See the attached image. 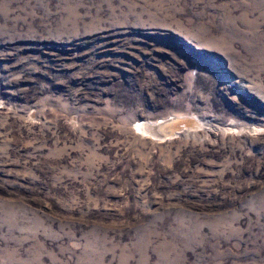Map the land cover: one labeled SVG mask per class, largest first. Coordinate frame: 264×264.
Listing matches in <instances>:
<instances>
[{
  "label": "rangeland",
  "instance_id": "obj_1",
  "mask_svg": "<svg viewBox=\"0 0 264 264\" xmlns=\"http://www.w3.org/2000/svg\"><path fill=\"white\" fill-rule=\"evenodd\" d=\"M0 264H264V0H0Z\"/></svg>",
  "mask_w": 264,
  "mask_h": 264
},
{
  "label": "bare ground",
  "instance_id": "obj_2",
  "mask_svg": "<svg viewBox=\"0 0 264 264\" xmlns=\"http://www.w3.org/2000/svg\"><path fill=\"white\" fill-rule=\"evenodd\" d=\"M174 119V118H172ZM166 122V121H165ZM150 123V122H149ZM160 124L157 123L156 126H153V125H150V124H146V123H141L139 122L137 125H136V128L138 131H140L141 133L143 134H150L153 135V136H157V134H155L156 132L153 130L154 127H162L163 129L161 130L162 134L160 135L161 137L164 136V137H169V138H173L175 135L178 136V135H181L180 130H182V127H179L177 126L174 130H171L170 128V123L168 124H161L162 122H159ZM153 124V123H152ZM151 128V130H150ZM169 128V129H168ZM150 132V133H149ZM171 135H174V136H171Z\"/></svg>",
  "mask_w": 264,
  "mask_h": 264
},
{
  "label": "water",
  "instance_id": "obj_3",
  "mask_svg": "<svg viewBox=\"0 0 264 264\" xmlns=\"http://www.w3.org/2000/svg\"><path fill=\"white\" fill-rule=\"evenodd\" d=\"M162 129H163V128H162L161 126H160V127H154V130H155V131L158 130L160 133H162V132H161ZM162 135H163V134H162ZM171 136H174V135H171ZM167 138H169V137H165V139H167Z\"/></svg>",
  "mask_w": 264,
  "mask_h": 264
}]
</instances>
